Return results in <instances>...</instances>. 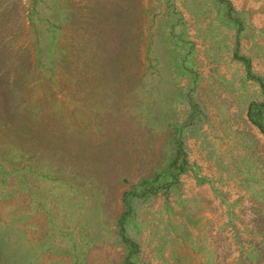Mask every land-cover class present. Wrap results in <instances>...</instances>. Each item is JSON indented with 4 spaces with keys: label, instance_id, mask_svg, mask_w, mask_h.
<instances>
[{
    "label": "rangeland",
    "instance_id": "374dc122",
    "mask_svg": "<svg viewBox=\"0 0 264 264\" xmlns=\"http://www.w3.org/2000/svg\"><path fill=\"white\" fill-rule=\"evenodd\" d=\"M258 124L264 0H0V264H264Z\"/></svg>",
    "mask_w": 264,
    "mask_h": 264
},
{
    "label": "trees",
    "instance_id": "16d2710c",
    "mask_svg": "<svg viewBox=\"0 0 264 264\" xmlns=\"http://www.w3.org/2000/svg\"><path fill=\"white\" fill-rule=\"evenodd\" d=\"M251 105H252V104H250L249 107H251ZM258 126H259L260 130L264 133V129L261 127V125L258 124ZM179 154H180V149L177 147V149H176V153H175V158H174L173 162L176 161V156L179 155ZM125 240L128 241V243H129L130 245H133V242H131L130 240H127V239H125Z\"/></svg>",
    "mask_w": 264,
    "mask_h": 264
}]
</instances>
